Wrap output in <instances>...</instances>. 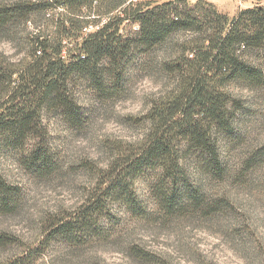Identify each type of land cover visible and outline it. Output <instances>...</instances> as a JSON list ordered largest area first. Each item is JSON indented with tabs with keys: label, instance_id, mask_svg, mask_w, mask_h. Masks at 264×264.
I'll list each match as a JSON object with an SVG mask.
<instances>
[{
	"label": "trees",
	"instance_id": "trees-1",
	"mask_svg": "<svg viewBox=\"0 0 264 264\" xmlns=\"http://www.w3.org/2000/svg\"><path fill=\"white\" fill-rule=\"evenodd\" d=\"M94 1L0 4V38L51 7L69 10L61 12L58 32L32 35L25 61L0 59V151L16 152L24 168L37 176L56 172L58 160L44 113L61 114L75 128L83 126L87 116L73 90L77 81H84L101 99L123 97L134 68L147 70L152 55L162 51L176 34L185 33L187 37L175 44V52L159 61L160 70L173 77L176 85L158 97L144 115L142 120L150 123L144 141L119 149L120 155L100 175L84 204L69 215L51 218L35 247L3 264H38L55 241L80 247L87 241L105 240L102 220L108 219L115 203L148 218L151 213L141 205L135 188L141 177L152 180L151 191L163 217H210L231 208L228 197L208 194L203 183L194 179L187 161L192 159L196 172L214 179L229 174L220 144L221 140L243 141L237 125L245 110L244 101L230 87L243 83L264 88V4L230 16L210 0L128 5L126 0H111L110 12L123 6L124 15L112 17L65 51L62 43L70 35L66 21L72 27L81 26L84 18L80 12L93 7ZM125 21L137 23L139 28L122 33L120 25ZM260 167L264 168V146L249 153L241 172ZM21 194V187L0 171V215L15 213L21 206ZM9 242H13L11 237L0 234V246ZM132 252L144 261H157L139 246H133Z\"/></svg>",
	"mask_w": 264,
	"mask_h": 264
},
{
	"label": "rangeland",
	"instance_id": "rangeland-1",
	"mask_svg": "<svg viewBox=\"0 0 264 264\" xmlns=\"http://www.w3.org/2000/svg\"><path fill=\"white\" fill-rule=\"evenodd\" d=\"M18 1L23 0H0V4ZM147 1L164 0L141 2ZM210 1L230 16L241 9L264 4V0ZM111 6V0H103L91 8H83L80 13L85 17L81 26L72 27L66 21L70 35L63 40L64 50L74 48L91 33L83 29L86 24L124 15L123 6L110 12ZM59 7H51L50 14L33 15L27 24L13 28L5 37L2 35L0 59L23 62L28 58L32 35L39 31L50 35L58 32L63 12ZM93 14L97 17L89 19ZM120 26L122 33L139 28L137 23L129 21ZM186 37L185 33L176 34L162 51L150 57L147 70L136 66L129 74L123 97L101 99L84 81H77L73 90L87 116L83 126L75 128L61 114L44 113L43 122L58 160L56 172L37 176L24 168L16 152L0 151V171L22 189L19 209L0 215V234L13 241L0 246V264L35 247L51 218L69 215L84 204L100 175L120 155V148L144 141L150 127L149 122L142 120L144 115L158 97L176 85L173 77L160 70L159 61L172 55L175 44ZM230 90L244 101L245 110L239 114L237 125L243 141L237 144L221 140L228 176L211 178L196 172L192 159L187 161L194 179L203 183L210 196L228 197L230 209L210 217H163L151 191L152 180L141 177L135 188L141 205L151 216L138 217L115 203L110 206L108 219L102 220L107 230L105 240L93 244L87 241L80 247L55 241L38 264H264V168L241 172L249 153L264 146V88L235 83ZM133 246L151 252L157 261L138 258L132 252Z\"/></svg>",
	"mask_w": 264,
	"mask_h": 264
},
{
	"label": "built area",
	"instance_id": "built-area-1",
	"mask_svg": "<svg viewBox=\"0 0 264 264\" xmlns=\"http://www.w3.org/2000/svg\"><path fill=\"white\" fill-rule=\"evenodd\" d=\"M142 0H126V4H130V3H132V4H135V3H138V2H141ZM94 5H96V4H98V0H95L94 1V3H93ZM86 8V7H85ZM59 9L60 10H62V11H65L66 10V8H65V6H63V7H59ZM48 14H50V12L48 13ZM81 17H85V16H81ZM97 17V15H95V14H93V15H90L89 16V19H91V18H96ZM100 17V16H99ZM101 18V17H100ZM108 22V19L107 18H105V19H103V21L102 22H99V23H94V22H90V24L88 23V24H86V26H84V30L85 31H87V32H91V33H93V32H96V31H98L99 29H101L103 26H104V24H106ZM40 53V52H39Z\"/></svg>",
	"mask_w": 264,
	"mask_h": 264
}]
</instances>
